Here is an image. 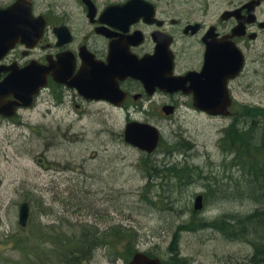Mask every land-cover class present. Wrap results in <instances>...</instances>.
I'll use <instances>...</instances> for the list:
<instances>
[{"label": "rangeland", "instance_id": "374dc122", "mask_svg": "<svg viewBox=\"0 0 264 264\" xmlns=\"http://www.w3.org/2000/svg\"><path fill=\"white\" fill-rule=\"evenodd\" d=\"M260 62L263 66L254 60L247 67L251 94L236 96L237 110L229 118H212L184 108L166 118L161 112L163 100L157 101L152 115L134 117L162 132L163 142L151 156L124 143L127 118L108 108L80 114L70 105L49 101L22 112L16 124L0 125V264H12L2 254L20 259L14 244L32 235L19 228L23 200L32 203L30 225L44 234L52 233L43 238L56 233L81 237L84 232L97 238L116 226L134 234L133 246L116 240L111 247L98 248L87 264H124L121 258L129 259L136 250L155 251L165 258L174 234L179 235L180 255L191 264H251L253 248L246 241H228L212 228L181 233L178 229L191 218L188 209L201 192L206 194V202L200 221L220 220L225 215L236 220L259 207L248 196L237 199L236 193L247 189L246 182L238 179L232 151L222 140L230 125L242 126L250 119L242 104L264 106V62ZM257 132L253 138L261 140L264 132ZM178 142L185 144L186 152H175ZM146 157H151L158 170L175 164L183 167L181 177L192 168V178L175 181L167 178L172 175L170 170L163 177L153 171L149 177L153 184L148 186ZM228 177L232 181L223 180ZM234 193L235 198L230 197ZM147 196H153L157 205H150ZM202 227L209 225L205 222ZM38 241L31 243L38 247ZM42 248L46 250L42 258L48 261L51 245L46 239ZM73 263L79 264L78 259L68 262Z\"/></svg>", "mask_w": 264, "mask_h": 264}, {"label": "flooded vegetation", "instance_id": "af4514ba", "mask_svg": "<svg viewBox=\"0 0 264 264\" xmlns=\"http://www.w3.org/2000/svg\"><path fill=\"white\" fill-rule=\"evenodd\" d=\"M11 1L16 0L4 1L0 7H6ZM130 1L56 0L42 10H37L33 2L36 16L46 23L39 48L29 51L25 43L17 42L0 59V82L13 71L27 67L32 60L45 65L48 58L57 63L58 56L67 55L65 60L73 67L74 76L83 66V51L93 53L104 66L108 64L111 51L126 53L138 67L134 71L137 77L122 79L118 71H104V92L113 91L116 96L111 99H116L119 105L116 109L131 117L154 111L158 96L169 98L174 107L182 100L192 107L195 90L192 78L201 74L206 63L214 59V51L218 59L222 52L227 54L235 45L242 50L245 67L239 77L228 82L233 94L251 57L263 50L255 43L264 33V0ZM238 27L243 29L237 31ZM211 47L213 52L208 50ZM158 49L166 52L164 63L173 57L174 75L184 78L177 93L168 94L159 89L151 92L140 78L151 70ZM63 69L60 65L59 70ZM88 71L92 73L90 67ZM49 85L46 92H63L79 111L90 110L96 104L110 106L104 101L87 100L78 91L58 83Z\"/></svg>", "mask_w": 264, "mask_h": 264}, {"label": "trees", "instance_id": "16d2710c", "mask_svg": "<svg viewBox=\"0 0 264 264\" xmlns=\"http://www.w3.org/2000/svg\"><path fill=\"white\" fill-rule=\"evenodd\" d=\"M247 129H237L234 125L225 131L224 142H229V150L233 152L232 163L238 168V179L246 182L247 189L237 192V199L249 197L260 206L248 216H244L240 219L223 218L219 221L221 225H216L220 232H222L227 238L232 240H245L249 231L253 234V247L254 251L250 257L251 264H264V136L261 140H255L254 134L264 132V116H253L248 123ZM251 133V135H249ZM238 147V148H237ZM242 152V157L239 156ZM175 171V168L172 169ZM157 174L160 175L164 172V169L156 170ZM232 178V177H231ZM226 178L225 181H229ZM232 181V180H230ZM251 189L256 190L253 193ZM236 194L230 195L235 198ZM197 223L196 229L203 228L202 225L205 221L199 219L193 220ZM229 221H233L230 223ZM230 223V226H226L224 223ZM213 223H208L212 225ZM186 229H193L188 227ZM85 230V229H83ZM118 238L121 241H125L126 234L122 228H118ZM179 234V232H178ZM247 234V235H246ZM246 235V237H245ZM257 235L258 237L254 236ZM179 235L174 238L173 247L171 248L172 253L177 252L176 239ZM97 238H90L86 235V232L80 238H67V236L59 235L55 238V243L62 248L61 258L63 256V264H68L72 258L78 259V263L84 262L91 257L97 247L101 244V235H97ZM258 240V241H257ZM103 243V242H102ZM261 260H260V259Z\"/></svg>", "mask_w": 264, "mask_h": 264}, {"label": "water", "instance_id": "95a60500", "mask_svg": "<svg viewBox=\"0 0 264 264\" xmlns=\"http://www.w3.org/2000/svg\"><path fill=\"white\" fill-rule=\"evenodd\" d=\"M33 86L34 85L31 80V77L29 76L28 79L26 77V80L23 83L24 90L31 92L32 90L35 89V87ZM227 105L228 102L223 103V101H221V105L217 107V110H214V113H225L223 109L227 107ZM166 112L170 114L171 109L166 108ZM126 141L143 150L152 152L158 145L159 133L154 127H151L149 125L132 123L128 125V128L126 130ZM202 200H203L202 197H199L197 199L196 209L202 208ZM29 214H30L29 205L25 203L21 206V210H20V223L22 226H26L29 218ZM133 264H159V261L158 260L150 261L145 256L138 255L136 256Z\"/></svg>", "mask_w": 264, "mask_h": 264}, {"label": "bare ground", "instance_id": "6f19581e", "mask_svg": "<svg viewBox=\"0 0 264 264\" xmlns=\"http://www.w3.org/2000/svg\"><path fill=\"white\" fill-rule=\"evenodd\" d=\"M238 148V147H237ZM226 163V162H225ZM226 166V165H225ZM199 172V171H198ZM208 172V171H207ZM232 174V173H231ZM229 178V177H228ZM229 180V179H228ZM167 182V181H166ZM74 264V263H73Z\"/></svg>", "mask_w": 264, "mask_h": 264}]
</instances>
